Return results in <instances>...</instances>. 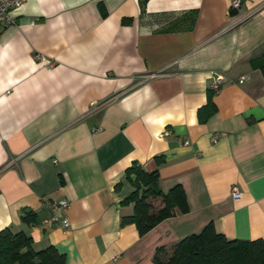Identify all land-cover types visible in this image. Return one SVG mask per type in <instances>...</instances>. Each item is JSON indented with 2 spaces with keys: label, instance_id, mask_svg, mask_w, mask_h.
<instances>
[{
  "label": "crops",
  "instance_id": "1",
  "mask_svg": "<svg viewBox=\"0 0 264 264\" xmlns=\"http://www.w3.org/2000/svg\"><path fill=\"white\" fill-rule=\"evenodd\" d=\"M230 2L24 0L11 9L15 23L0 27V230L24 232L35 251L53 246L63 264H156L157 249L170 254L210 222L227 238L264 242V79L253 66L264 0L233 13ZM212 72L225 76L216 91ZM133 165L157 170L163 193L179 184L187 212L143 235L121 225L133 210L122 203ZM62 198L69 228L43 226Z\"/></svg>",
  "mask_w": 264,
  "mask_h": 264
},
{
  "label": "trees",
  "instance_id": "2",
  "mask_svg": "<svg viewBox=\"0 0 264 264\" xmlns=\"http://www.w3.org/2000/svg\"><path fill=\"white\" fill-rule=\"evenodd\" d=\"M233 13L234 10H231ZM264 79V49L253 64ZM126 176L134 175L133 190L123 199L124 204H133L132 213L121 217V225L134 224L143 235L162 220L173 216L178 210H188L183 188L176 184L163 193L158 187L157 170L144 171L133 165L126 169ZM161 199V207L153 209L151 199ZM33 215L22 217L31 221ZM32 238L24 232L13 233L9 228L0 230V264H63L64 257L53 246L35 251ZM157 249L156 264H264V242L261 239L227 238L217 232L210 222L200 231L180 239L170 254H161ZM161 254V255H160Z\"/></svg>",
  "mask_w": 264,
  "mask_h": 264
},
{
  "label": "built area",
  "instance_id": "3",
  "mask_svg": "<svg viewBox=\"0 0 264 264\" xmlns=\"http://www.w3.org/2000/svg\"><path fill=\"white\" fill-rule=\"evenodd\" d=\"M245 0H231L230 9L237 10L241 7L242 3ZM24 0H0V27L5 25H10L15 23V19L10 15V10L20 6ZM35 58L41 61H44L46 65L51 66L52 63L45 59L41 54H35ZM225 76L219 72H212V80L209 85L210 89L216 91L219 88V85L224 81ZM245 76L239 78V82L243 81ZM217 135L211 136V141L215 142L217 140ZM230 196L232 199L237 200L241 197V191L237 185H233L230 190ZM69 207V203L65 198L52 200L49 202L50 215L42 219L43 226L56 225L63 230L69 228V220L66 217V210Z\"/></svg>",
  "mask_w": 264,
  "mask_h": 264
}]
</instances>
